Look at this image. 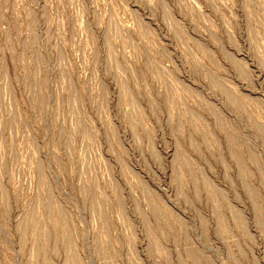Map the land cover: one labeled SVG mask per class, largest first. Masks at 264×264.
Returning a JSON list of instances; mask_svg holds the SVG:
<instances>
[{"label": "rangeland", "instance_id": "obj_1", "mask_svg": "<svg viewBox=\"0 0 264 264\" xmlns=\"http://www.w3.org/2000/svg\"><path fill=\"white\" fill-rule=\"evenodd\" d=\"M0 264H264V0H0Z\"/></svg>", "mask_w": 264, "mask_h": 264}]
</instances>
